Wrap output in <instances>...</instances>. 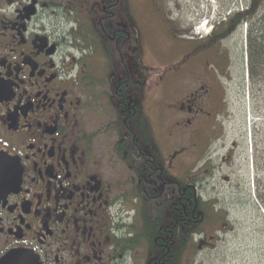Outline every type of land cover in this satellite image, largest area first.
<instances>
[{
  "label": "flooded vegetation",
  "instance_id": "af4514ba",
  "mask_svg": "<svg viewBox=\"0 0 264 264\" xmlns=\"http://www.w3.org/2000/svg\"><path fill=\"white\" fill-rule=\"evenodd\" d=\"M209 2L154 81L155 0H0V264L264 250V0Z\"/></svg>",
  "mask_w": 264,
  "mask_h": 264
},
{
  "label": "rangeland",
  "instance_id": "374dc122",
  "mask_svg": "<svg viewBox=\"0 0 264 264\" xmlns=\"http://www.w3.org/2000/svg\"><path fill=\"white\" fill-rule=\"evenodd\" d=\"M162 5L158 0H155L156 6L158 8V13L162 17L163 21L154 22L153 25L149 27L146 31L147 33H138L134 36L136 45L138 48L142 47L144 44L148 46L150 53L147 54L145 58V63L151 67L150 75L155 76L154 81L158 76L168 74V63H172V59L177 57V42L176 39L181 38L178 33V27L181 24L189 23L188 18H190L193 11H203L207 12L209 10L210 2L209 0H202L198 2L197 0H160ZM172 33L169 27H172ZM177 36V37H176ZM78 38H74V53L75 56H79L81 53V48L83 49L85 45L94 47L99 53H102V46L99 44L97 39H92L89 42L82 43ZM173 46V48H172ZM140 60L138 54L137 61ZM106 71H104L105 73ZM157 84L151 83L150 88L155 90ZM159 91L158 95L160 94ZM157 95V92L155 91ZM189 171V170H187ZM187 173L186 176H188ZM242 236V233H239ZM248 241L246 238L234 239L233 243H228V249L221 247L215 251L207 250L201 255L191 257L187 259L186 264H264V250H258L257 248L250 249L246 245ZM250 244V243H249ZM262 245V243H259ZM188 261H190L188 263Z\"/></svg>",
  "mask_w": 264,
  "mask_h": 264
}]
</instances>
